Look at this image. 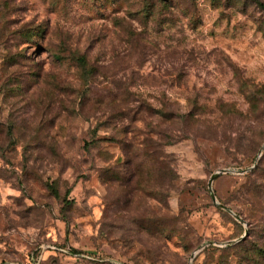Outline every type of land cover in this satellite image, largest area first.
Here are the masks:
<instances>
[{
    "label": "rangeland",
    "instance_id": "374dc122",
    "mask_svg": "<svg viewBox=\"0 0 264 264\" xmlns=\"http://www.w3.org/2000/svg\"><path fill=\"white\" fill-rule=\"evenodd\" d=\"M0 264H264V10L0 0Z\"/></svg>",
    "mask_w": 264,
    "mask_h": 264
},
{
    "label": "trees",
    "instance_id": "16d2710c",
    "mask_svg": "<svg viewBox=\"0 0 264 264\" xmlns=\"http://www.w3.org/2000/svg\"><path fill=\"white\" fill-rule=\"evenodd\" d=\"M253 1L259 8L263 9L264 10V3L260 0H251ZM82 59V58H81ZM49 188L51 189V191L57 195V191L53 188L52 185L49 186Z\"/></svg>",
    "mask_w": 264,
    "mask_h": 264
},
{
    "label": "water",
    "instance_id": "95a60500",
    "mask_svg": "<svg viewBox=\"0 0 264 264\" xmlns=\"http://www.w3.org/2000/svg\"><path fill=\"white\" fill-rule=\"evenodd\" d=\"M216 175H217V173L214 174V175H212V177H211V179H210V182H211V180H212ZM210 182H209V183H210ZM211 196H212V199L215 200V197H214V194H213V193H211ZM236 218H239V217L236 215Z\"/></svg>",
    "mask_w": 264,
    "mask_h": 264
}]
</instances>
